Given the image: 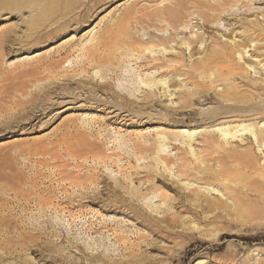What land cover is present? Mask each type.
Returning a JSON list of instances; mask_svg holds the SVG:
<instances>
[{
    "label": "rangeland",
    "instance_id": "obj_1",
    "mask_svg": "<svg viewBox=\"0 0 264 264\" xmlns=\"http://www.w3.org/2000/svg\"><path fill=\"white\" fill-rule=\"evenodd\" d=\"M71 1V9L55 13V19L47 22V27L32 31H27L23 23L24 18L32 15L31 10L15 13L7 5L2 9L6 2L0 4V37L6 32L11 35V38L0 41V215L13 220L12 226L24 227L28 222L31 226L26 230L32 235L29 240L22 241L23 246L16 247L18 253L7 257V262L23 264L24 259L28 264H105V261L116 258L128 260L125 264H264V210L259 212V219L255 222L259 225L245 232L249 239L229 235L218 243L207 241L181 261L179 258L195 247L193 241L177 234L183 231L182 227L159 230L148 223L145 225L139 210L148 202L159 203V197L149 194L144 199H134L131 194L140 187L137 178L146 175L145 166L151 164L136 153L134 147L136 141L144 140L140 137L142 134L154 139L157 132L176 133L179 140L171 141L168 149L173 161L184 156L181 142L190 134H193V147L197 150L202 147L204 132H215L216 137L225 138L222 140L228 148L254 144L262 157L264 147L259 151L254 135L243 128L250 125L255 131L256 124L264 125V117L222 114L215 122L206 119L190 120L185 124H163L158 119L147 121L133 111L143 110L155 116L176 113L181 102L178 95L186 90L181 86L184 85V76L169 78L172 84L167 92L162 86L154 88L155 106L151 107L144 99L149 89L135 88V84L139 86L145 78V73L140 74L135 64L138 53L120 59L117 73L97 67L98 63L93 64L90 60L91 52L84 50L98 40L109 41L105 37L111 33L120 41L129 32L146 40L171 35L176 40L167 45L165 57L162 53L158 55L165 59L184 56L185 63L193 64L215 43L236 42L247 45L244 55L237 53L238 60L246 67L252 64L251 78L260 82L264 79V61L259 54L264 48L259 49L257 45L264 44V41L251 42L241 26L249 21L264 24V0H241L211 24L204 21L197 8L191 7L190 16L183 18L184 22L190 21L187 28L182 25L175 31L169 27L165 32L160 29L169 21L161 23L156 20V25L142 29L136 19L141 16L139 13L133 15L128 26L120 20L128 8L153 12L169 5L172 0ZM64 23V28L56 29ZM176 32L178 36H175ZM27 33L30 36L25 39ZM15 36L18 40H13ZM198 36L203 40L201 47L197 43L189 47L180 43L181 39H196ZM120 46L119 42L116 47ZM160 48L163 46L155 49L158 52ZM67 58L71 59L73 67L64 68L67 62H63ZM50 59L60 60L61 66L56 67V71L41 70L39 67ZM86 67L90 72L81 74ZM35 68L39 72L25 73ZM65 74L74 77L63 79L61 75ZM57 76H60L59 80ZM131 78L139 81L131 85L128 80ZM108 81L112 85L103 86ZM205 81L200 79L187 88L193 90L204 83L206 85ZM230 82H219L216 90L198 97H220L217 93L226 91ZM123 88L126 90L121 91ZM118 92L127 97H116ZM195 108L209 111L217 109L218 104L201 103ZM175 116L181 118V115ZM227 127L243 130L237 132L236 138H230L222 134ZM75 146L79 148L76 150ZM102 158L109 162L102 163ZM261 163L264 165V159ZM164 174L171 181L165 176L161 179L178 188L172 183L169 172ZM115 179L122 181V186ZM162 180L156 183L157 186L175 197L176 191L163 187ZM97 192L100 193L96 195ZM186 192L190 193L189 190ZM116 194L127 205L106 208L110 201L117 203ZM129 205L132 208L129 209ZM148 215L160 217L162 214L148 211ZM16 217L19 225L14 220ZM40 228L44 234L38 238ZM195 234L204 238L196 230ZM13 239L18 241L17 237ZM54 244L63 248L62 254L54 251ZM2 246L0 255L4 252L5 246ZM130 253H134L135 258L131 259Z\"/></svg>",
    "mask_w": 264,
    "mask_h": 264
},
{
    "label": "bare ground",
    "instance_id": "obj_2",
    "mask_svg": "<svg viewBox=\"0 0 264 264\" xmlns=\"http://www.w3.org/2000/svg\"><path fill=\"white\" fill-rule=\"evenodd\" d=\"M240 1L172 0L169 5L157 8L153 12L137 9L136 11L134 8H128L124 18L120 21H124L123 24L128 26L133 15L135 16L139 13L141 16L136 19L142 29L146 27L150 28V25H156L155 21L158 20L161 23L169 21L166 27L160 29L161 31H168L169 27L177 31L182 25L183 28L189 26L190 21L184 22L183 18L190 16L189 10L191 7L197 8L198 14L204 17V21L211 24L220 19L222 12L230 11ZM5 2L6 4H4ZM64 2H67V4L63 5ZM72 3L73 1L71 0L70 2L68 0H0V4H4L1 6L2 9L7 5L12 12H23L24 9L31 10L32 15L23 19L27 31L34 29L40 30L42 27H47V22L55 19V16H53L55 13L66 12L72 8ZM214 12H219V14L216 15ZM65 26V23L59 24L56 29H61ZM241 27L243 28L244 35L251 42L264 41L263 23L249 21L242 23ZM27 34L24 36L25 39H28L30 36L29 33ZM175 36H178V32H176ZM8 38H11V35L6 32L4 36L0 37V41ZM105 39H109V41L98 40L95 44L84 49L91 52L90 60L93 61V64L94 62L98 63L97 67L106 69L108 72H117L116 68L119 70L118 66L121 64L120 59H123L124 56L127 57L128 54H132L133 57L138 53L139 56L135 59V64L140 70V74L142 72L145 73V78L140 82L141 84L139 86L135 84L139 81H137L138 78L128 80L131 82V85L135 84V88L138 87L137 90L149 89V91L145 92L144 99L147 103L151 104V107L155 106L153 104L154 96L156 95L153 91L154 88L162 86L167 92L168 87L172 84L169 78L174 75L184 76V85L181 86L186 87V90L180 91L178 95L181 102L177 109L178 111L176 110L175 113L181 115V118L176 117L174 112L155 116L143 110L133 111V114L137 117H145L147 121L158 119L163 124H170V122L185 124L190 120L202 121L205 119L215 122L222 114L239 117L256 116L255 118L257 119L264 117V97H259L264 95V79L260 82L252 79L250 70L252 64L246 67L237 57L238 52L244 55V50L247 48V45L242 46L236 42L234 44L226 43L225 45L215 43L195 63L187 64L184 62V56L179 55L174 58L165 59L158 55L162 53L164 54L163 57H165V53L168 52L167 45L176 40L171 35L150 37L146 40L136 38L133 33L129 32L120 41L117 35L111 33ZM13 40H18V38L15 36ZM113 41H116V44ZM202 41V38L198 36L196 39H181L180 43L187 47L192 43H197L201 47L203 44ZM119 42L121 46L118 48L116 46ZM161 46L163 48H160L157 52L155 48ZM242 47L243 49H241ZM101 48H103L102 51ZM257 48L263 49L264 44L257 45ZM259 55L263 57L262 60L264 61V51H261ZM139 59L141 61H138ZM59 61L50 59L39 68L43 71H52L56 67L61 66ZM63 64H65L64 68L74 66L69 58ZM112 66L114 67L113 69ZM87 67L90 66L88 65ZM87 67L83 68L80 73L90 72ZM218 67L219 69H217ZM262 67H264V63ZM38 70L35 68L25 73L32 74L39 72ZM61 76L63 79L68 80L74 77L67 74ZM200 79L206 80L205 82L207 84L205 85L204 83L198 87L195 86L196 88L193 90H188V85H192L193 82H199ZM224 80H231L232 82H230L226 91L217 93L220 97H198L201 94L209 93L212 89L216 90L220 84L219 82ZM104 85L110 86L112 84L108 81ZM123 90H126V88L121 89V91ZM130 91H133V89ZM116 97L127 96L118 92L116 93ZM201 103L218 104V108L209 111L196 109L195 105ZM214 125L216 124H212V126ZM235 127H227L225 131H222V134L230 138H236L237 132L244 129V131L254 135L255 142L258 144V150H262L264 147V125L256 124L255 131L250 125L243 129H235ZM214 133L204 132L203 144L198 150L193 147V134H190L187 139L181 142L185 154L184 156H179V161H173L168 154V149L170 148L169 143L173 140H179V136L174 132H168L166 130L157 132V136L154 139H150V135L142 134L140 137H143L144 140L134 143L136 153L141 154L151 164L145 166L147 170L146 175L137 178L140 187L133 190L131 194L134 199H144L149 194H153L154 197H159V203H153L154 201L148 202L139 210L140 217H144L145 225L148 223L159 230H170L177 227L183 228L182 232L176 231L177 234L193 241L192 245H195V247L187 250V254L179 258L181 261L186 260L189 254L200 249L201 245L207 241L218 243L229 235H236L241 239H249V236L245 232L249 231L251 227L259 225L255 222L259 219V212L264 210V165L261 163V160L264 159V153H262V157H259L254 144L250 143H247V146L244 148L239 146H231L228 148L224 142L225 138H221V136L218 138ZM230 138L227 139V143L230 142ZM74 148L77 150L79 146H75ZM101 162L107 164L109 160L102 158ZM164 172H169L170 176L173 177L172 183L177 184L181 191L171 186L169 182H166V180L170 179L166 177ZM164 176L166 180L161 179ZM160 180H162L163 187L176 191L175 197L163 192V188L157 186L156 183ZM115 182L119 186L123 184L122 181H117L116 179ZM187 190L190 193H187ZM98 193L100 192H97L96 195ZM114 196L116 198L115 202L117 203L115 204L110 201V203L105 205L106 208L108 206L127 205L124 199H120L119 194ZM128 208L130 209L132 207L129 205ZM148 211H154L162 215L160 217H150L151 215H148ZM3 215H0V226L2 227L0 228V246L3 244L5 247L3 254L0 255V264H14L16 262H7V257L9 258V256L11 257L15 253H18L16 247L18 245L20 246V244L23 246L22 241H27L31 238V233L26 230L31 225H28L27 222L24 227L12 226L11 223L13 220L11 221L7 216ZM17 218H14V220L16 219L15 222H17ZM33 225L34 229L37 230V226L35 224ZM4 226L5 228H3ZM195 230L199 233L200 237L203 236L204 238H199L195 234ZM38 231V238H41L44 232L41 231V228ZM12 233L14 236H11ZM35 235L37 236V234ZM14 237H17L18 241H13ZM252 238L256 239V236ZM102 244L105 245V243ZM56 246L54 244V251L62 254L63 248ZM128 256L132 259L136 255L130 253ZM127 261L112 258L105 261V264H125ZM23 264L28 263L23 259Z\"/></svg>",
    "mask_w": 264,
    "mask_h": 264
}]
</instances>
